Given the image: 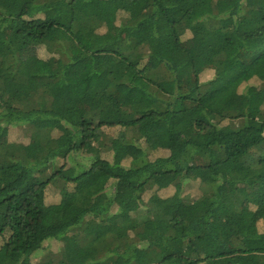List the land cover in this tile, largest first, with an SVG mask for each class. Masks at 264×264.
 Segmentation results:
<instances>
[{"label":"trees","instance_id":"1","mask_svg":"<svg viewBox=\"0 0 264 264\" xmlns=\"http://www.w3.org/2000/svg\"><path fill=\"white\" fill-rule=\"evenodd\" d=\"M2 1L0 264H264V0Z\"/></svg>","mask_w":264,"mask_h":264},{"label":"rangeland","instance_id":"2","mask_svg":"<svg viewBox=\"0 0 264 264\" xmlns=\"http://www.w3.org/2000/svg\"><path fill=\"white\" fill-rule=\"evenodd\" d=\"M2 3H4V1L1 2L0 0V4L2 5ZM16 23H11L8 27H7V34L8 36L12 33L13 29L15 28ZM33 55H37L40 56L42 58H47L49 57V54L43 49V48H34V47H28L25 51H23L21 53V57L23 59H26L30 56ZM214 75V72L212 70H208L206 71L203 75H202V81H207L210 78H212V76ZM116 130H105V133H107L109 136H116L117 135ZM29 132L25 129V127H14V128H7L6 131L3 133V135L1 136V141L4 144L7 143H11V142H15V143H22V144H28L29 143ZM171 151H158V152H154L153 153V157L156 158L158 156H167L170 155ZM199 184L198 183H192L188 188H186V193H188L189 195L196 197L199 195V190H198ZM174 193V189L173 188H168L165 190H162L159 192V195L161 197H168L171 196ZM149 197V195L147 196ZM61 199L60 196V190H57L56 188H54V186H52L49 194H48V202L50 203H57L59 202ZM246 224V223H245ZM61 245L58 243H47L45 245V248H43L44 250L41 252L40 256H37L34 258V263H38L44 256L50 254V252L56 253L60 250ZM119 253H121L123 251V249H117ZM250 259L246 258V263H249Z\"/></svg>","mask_w":264,"mask_h":264}]
</instances>
